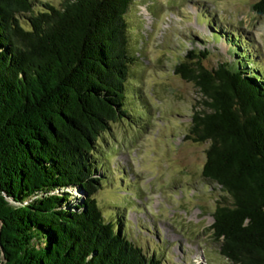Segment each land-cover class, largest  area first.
<instances>
[{
    "label": "trees",
    "instance_id": "1",
    "mask_svg": "<svg viewBox=\"0 0 264 264\" xmlns=\"http://www.w3.org/2000/svg\"><path fill=\"white\" fill-rule=\"evenodd\" d=\"M131 2L0 0V264H161L95 196L109 176L98 155L111 123L142 118L129 101ZM253 9L264 14V0ZM223 36L238 58L209 69L187 54L175 72L204 97L187 137L209 142L202 174L222 193L220 252L264 264V73L240 34Z\"/></svg>",
    "mask_w": 264,
    "mask_h": 264
},
{
    "label": "rangeland",
    "instance_id": "2",
    "mask_svg": "<svg viewBox=\"0 0 264 264\" xmlns=\"http://www.w3.org/2000/svg\"><path fill=\"white\" fill-rule=\"evenodd\" d=\"M45 1L61 0L38 5ZM257 1L132 0L125 14L138 56L129 101L142 118L111 123L98 155L109 176L95 196L105 218H122L126 235L161 264H233L212 230L222 193L202 174L209 142L187 137L192 115L206 108L204 97L175 66L187 54L209 69L238 58L223 36L234 33L248 48L249 66L264 73V14L253 9Z\"/></svg>",
    "mask_w": 264,
    "mask_h": 264
}]
</instances>
